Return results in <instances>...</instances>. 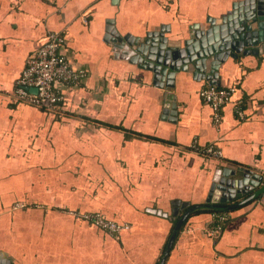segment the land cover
<instances>
[{
	"label": "crops",
	"instance_id": "1",
	"mask_svg": "<svg viewBox=\"0 0 264 264\" xmlns=\"http://www.w3.org/2000/svg\"><path fill=\"white\" fill-rule=\"evenodd\" d=\"M247 1L0 0V264H159L189 209L162 264H264V192L240 204L264 187V52L219 65L217 81L234 88L244 118L229 103L216 123L198 94L207 81L179 71L160 89L111 41L162 32L177 47ZM48 32L62 36L60 54L84 73L55 84L58 114L13 98ZM227 165L263 179L236 195L227 222L210 233L214 213L196 210ZM84 214L129 228L106 232Z\"/></svg>",
	"mask_w": 264,
	"mask_h": 264
},
{
	"label": "water",
	"instance_id": "2",
	"mask_svg": "<svg viewBox=\"0 0 264 264\" xmlns=\"http://www.w3.org/2000/svg\"><path fill=\"white\" fill-rule=\"evenodd\" d=\"M206 23L205 28L197 25L191 29L188 38L182 40L177 47L170 45L162 32L147 33L143 39H132L128 35L121 39L111 32L114 35L111 41L115 44L114 51L122 49L121 58L129 59L130 63L150 72L154 86L160 89L172 88L175 74L179 71H191L195 79H204L208 85L220 87L217 71L228 57L234 59L240 53L256 55L264 52V2L248 0L234 7L230 14L223 16L218 22L209 18ZM166 97L172 98L171 95ZM165 104L169 105L168 102ZM174 108L172 104V109ZM237 174H241V177H236ZM216 175L218 177H213L206 204H212L210 208L221 210H231L237 205L213 204H228L235 200L237 194H247L257 188L262 180L258 174L246 169H236L231 165L218 170ZM263 191L264 187L240 204L254 199ZM190 211L191 209L178 219L159 264H162L173 237ZM177 212L178 208L174 207L172 215L175 216Z\"/></svg>",
	"mask_w": 264,
	"mask_h": 264
},
{
	"label": "built area",
	"instance_id": "3",
	"mask_svg": "<svg viewBox=\"0 0 264 264\" xmlns=\"http://www.w3.org/2000/svg\"><path fill=\"white\" fill-rule=\"evenodd\" d=\"M62 44L63 38L60 34L48 32L45 43L27 56L25 65L15 81L13 98L16 101L58 114L62 96L55 88V84H76L84 76L83 71L71 68L60 54L59 51ZM233 93V87L226 88L208 85L200 89L198 94L200 99L210 107L214 121L217 123L220 119L221 107L229 103H233L238 118H244L240 108V101H232ZM193 149L200 155L212 159H222L221 151L213 146L198 148L193 145ZM81 218L110 233H118L129 228L127 224L109 221L99 214H84L81 215ZM213 218L215 224L210 233H216L221 230L224 223L228 220V212L214 213Z\"/></svg>",
	"mask_w": 264,
	"mask_h": 264
},
{
	"label": "trees",
	"instance_id": "4",
	"mask_svg": "<svg viewBox=\"0 0 264 264\" xmlns=\"http://www.w3.org/2000/svg\"><path fill=\"white\" fill-rule=\"evenodd\" d=\"M211 204H207L206 206H203V207H198L196 211H209V212H212V213H219V212H222V211H227V210H221V209H214V208H210ZM214 206H223V205H226V204H213ZM228 205V204H227ZM203 208V209H202ZM204 208H208V209H204ZM101 216V215H100ZM106 219V218H105Z\"/></svg>",
	"mask_w": 264,
	"mask_h": 264
},
{
	"label": "flooded vegetation",
	"instance_id": "5",
	"mask_svg": "<svg viewBox=\"0 0 264 264\" xmlns=\"http://www.w3.org/2000/svg\"><path fill=\"white\" fill-rule=\"evenodd\" d=\"M260 184H261V183H260ZM230 203H231V201L228 202V205H229ZM226 205H227V204H226ZM228 205H227V206H228ZM229 206H230V205H229Z\"/></svg>",
	"mask_w": 264,
	"mask_h": 264
}]
</instances>
